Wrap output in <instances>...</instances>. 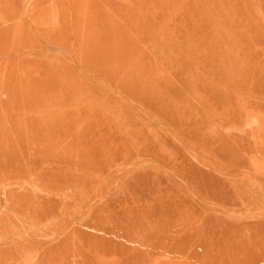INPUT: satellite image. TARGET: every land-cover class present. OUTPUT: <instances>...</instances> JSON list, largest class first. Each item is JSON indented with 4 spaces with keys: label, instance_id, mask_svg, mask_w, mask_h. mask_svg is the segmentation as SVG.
<instances>
[{
    "label": "rangeland",
    "instance_id": "1",
    "mask_svg": "<svg viewBox=\"0 0 264 264\" xmlns=\"http://www.w3.org/2000/svg\"><path fill=\"white\" fill-rule=\"evenodd\" d=\"M172 195L264 264V0H0L5 264H137Z\"/></svg>",
    "mask_w": 264,
    "mask_h": 264
},
{
    "label": "bare ground",
    "instance_id": "2",
    "mask_svg": "<svg viewBox=\"0 0 264 264\" xmlns=\"http://www.w3.org/2000/svg\"><path fill=\"white\" fill-rule=\"evenodd\" d=\"M223 22L220 28L225 29ZM219 26L216 30H219ZM211 198L199 199L205 212L184 213L186 197L172 195L147 209L146 217L154 222L151 230L139 238V245L146 249L137 264H234L236 256H227L226 247L233 244L231 230L235 228L231 217L222 213L213 215L207 205ZM227 203V202H223ZM226 206V205H225ZM233 246H237L233 244ZM240 249V247H239ZM0 258V264H5ZM24 264L25 261L23 262ZM55 264L53 258L43 256L40 263Z\"/></svg>",
    "mask_w": 264,
    "mask_h": 264
}]
</instances>
